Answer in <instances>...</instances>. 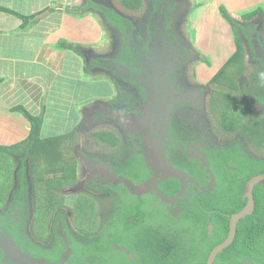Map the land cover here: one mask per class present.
Returning a JSON list of instances; mask_svg holds the SVG:
<instances>
[{
    "label": "trees",
    "instance_id": "1",
    "mask_svg": "<svg viewBox=\"0 0 264 264\" xmlns=\"http://www.w3.org/2000/svg\"><path fill=\"white\" fill-rule=\"evenodd\" d=\"M85 2H87L86 8L92 6L96 12L100 13L101 11L102 13V9L95 6L97 1L85 0ZM128 2L125 1L124 5L134 9V7H131L130 2ZM135 2L137 1L135 0ZM158 2L160 7H162L167 3V0H159ZM86 8L84 9L83 6H80L77 8H68L67 10L74 9L77 12L79 10L85 12ZM103 10L108 13L106 21L115 31L118 30L121 32L123 30V33L129 34L123 28L126 25V18L116 15V20H118L116 23L111 10L108 8H103ZM259 11L262 12L263 10ZM99 13L96 14L100 15ZM221 13L230 24L236 41L239 44H245L246 37L248 38L251 44V50L247 54L250 60L255 63L253 70L250 71L251 81L249 86L243 83L240 92L235 91L233 95L230 94L229 89L218 87V90L225 93L221 94L225 98L221 106V117H223L221 127L227 132L240 130L245 137H248L261 146L264 141V128L262 127L264 125V113L256 115L252 109L254 101H257L259 104H264V58L256 53L253 37L249 35L252 28L246 25V21H238L224 6H221ZM246 33L248 36H246ZM122 37L125 38L121 43V47L124 50L121 54L122 57H131L135 52L139 54L137 38L130 37L129 35H122ZM59 45L72 48L82 56L83 67L84 65L86 66L85 70L90 77L89 72L92 71L93 65L102 64L86 48H77L76 45L69 47V43L66 41H61ZM260 46L264 48L261 43ZM239 51L240 49L236 53ZM234 58H238V55L235 54L234 57H231L229 63ZM245 59H241L242 62L240 61L243 66H245L244 62L246 63ZM110 64L116 69H119L116 66V62ZM88 65H90V68ZM223 68L226 69V66ZM233 96H238L242 105L229 101V98L233 99ZM115 102L123 103L122 96L118 97V100ZM228 103L230 104L229 106L227 105ZM130 108L133 107L130 105ZM45 109L46 107H44L41 115L31 117V120L34 122L33 131L27 139L20 143L0 146V161L3 162V159L5 161L4 166H0V196H2V202H0V232L5 230L8 236L14 238L17 236L16 232L19 230L20 223L24 225L27 222L24 219L23 213L27 212L28 209V201L26 198L28 185L25 182V175L27 173L23 172L26 165H23L20 167L21 172H19L18 176L21 186L13 194V198L7 202L8 197L13 193L15 175L13 165L7 164L6 161L10 160L12 162L13 155H18L19 161L25 163L27 155L31 151L33 152L31 159L32 165L29 166L28 170L29 175L33 177L32 184L34 185V201L31 212H35L36 214L44 212L48 220L50 213L63 204V197L58 196L55 192V188L60 185L59 182L55 183L54 179L50 177L47 179L44 178L43 175L48 169L44 170L39 162L44 153H52V143L49 141H40L38 143L44 124ZM246 115H249L250 121L242 124L239 118ZM90 137L96 139V141H99L103 145L104 143L114 144L119 151L122 150L125 152V156L129 152V146L123 149L120 138L116 133L111 131L92 132L90 133ZM21 144L27 145L26 148H23L24 150L20 148ZM232 149L233 152L227 153L221 152L220 149L213 151L214 156L210 158L212 167H210L209 174L206 171V176L210 178L206 179V183L210 182L211 176L213 175L216 178V185L200 195H196V192L190 191L189 194L181 196L179 203L182 204L183 210L178 217L173 213L174 206L171 205L172 201L162 200L159 196H156L155 191L142 194L143 192L133 191L132 187L123 181H120L119 184H113L111 193L107 190L111 195L112 202L109 214L105 217L102 227L95 231L91 227L87 229L80 228L79 232L72 233L70 226L66 224V231L70 232L68 233V237L73 250L72 256L67 262H62L60 255L52 258V260L60 264H206L211 250L228 235L230 217L226 214L230 215L240 211L247 202V198L243 197V189L247 180L256 174L264 172L263 157L244 158L242 160L243 158L238 155L244 154V152L239 151L237 155L235 153V150L238 149L237 145H233ZM69 150L67 148L64 149L66 152ZM56 153L58 154V152ZM119 157L123 159V153ZM61 158L64 159L61 160L63 163H66L67 167L66 169L61 166V171L63 173H69V164L72 163L71 165H73L74 160L68 159V155H62ZM139 158L133 155L131 160L121 161L119 165L114 166L119 174L130 178L129 180L134 186L139 185L142 183V180L148 177L138 168L140 167L138 165L142 167L146 164L145 157ZM229 165H233L235 169L231 170ZM61 178L59 179L60 182L64 183V179L67 177ZM165 193L174 195L177 193V190L173 188L171 192ZM254 194L257 204L256 212L240 221L234 242L218 255L214 264H242L241 258L243 256L251 258L256 262L264 263V185H257ZM153 195L158 198L159 203L156 206L152 204L150 199ZM147 202L148 204L146 205ZM6 204L10 208V213L6 212L9 209L4 210ZM168 204L171 205L169 209L167 207ZM83 205L82 209H79L80 215L81 212L84 213L81 217L96 216V208L93 203L84 201ZM19 209H22V212H19ZM91 210L93 211L89 212ZM158 214L169 220H155ZM80 215L78 214V217ZM179 222L189 223L199 227V233L201 234L199 242L204 241L206 242L205 245L202 244L203 247L201 245L200 247L193 242L194 244L188 245L187 247L183 241V237L175 232L176 230L173 226L174 223ZM94 223H96L95 219ZM209 224L213 225L211 233H209L208 229ZM34 226L37 235L40 237L46 235L45 227L37 228L36 223ZM186 228L187 230L191 229L190 225ZM21 235L22 233H19L18 236ZM185 235L189 237L188 233ZM192 237L193 240L197 241L196 234H192ZM114 244H117V246H114ZM183 245L184 250L182 248ZM22 247L24 250L26 249V246L22 245ZM201 248L203 249L201 250ZM129 253H134L136 258H131ZM4 256L5 252L0 246V264H17L10 259H7V261L3 260Z\"/></svg>",
    "mask_w": 264,
    "mask_h": 264
},
{
    "label": "rangeland",
    "instance_id": "2",
    "mask_svg": "<svg viewBox=\"0 0 264 264\" xmlns=\"http://www.w3.org/2000/svg\"><path fill=\"white\" fill-rule=\"evenodd\" d=\"M95 1H97L95 6L101 8L102 13L101 11L100 13L96 12L92 6L86 8L87 2L82 5L84 9L86 8L85 12L79 10L78 13H84L81 14L84 23H92V19V21L100 24L102 29V35L100 37L101 40L99 39V41L91 46L86 45L85 43L76 44L77 48H86L87 50H91L90 52L93 53V57L101 61L102 64L99 66H93L94 70L89 72L93 78L88 76V73L85 70V65L81 69V66H83L82 62L80 63L81 66L79 67V70L76 68V64L78 65L76 61L79 59V56L77 57L75 55V51L71 49H66L68 52L66 62H68L67 65H72L73 67L66 66V71L64 73L62 71L60 75H56L47 69L42 71H38L41 69H34L37 70L36 72L41 73L44 77L53 76L54 78L55 83L50 81L51 93L49 94V100H56L61 96L60 93L54 89L58 86L61 87V93L67 98V102L59 101L50 107V111L46 114L43 129L41 130L40 140L38 143L40 141H49L52 143V153H44L41 161H39L44 170L48 169V171L44 173L43 177L47 179L48 177H53V174H60V172H62L60 168L61 166L67 169L66 163L62 162V160H64L61 158L62 155H68V159L70 160L75 157V161L78 160V169L75 170L74 161L73 165H71L72 163L69 164V173L66 172L64 174H76L77 177L72 180H67L68 182L64 183L55 181V183L59 182L60 184L55 189V192L58 196L63 197L64 205L62 204L61 207L55 208L52 213H50V220H47L44 212H39L37 214L35 212H31L33 208V201L31 200L30 205L27 207V212L23 213V216L26 221L30 222L27 228L32 236L36 235V230L32 228L35 223L37 228H41L42 226L46 227L50 221V224L53 225L52 228H54L56 227L54 222L59 220L62 223L67 222L66 224L71 226L72 232L73 230L79 232L80 228L87 229L89 227L95 231L104 224L105 217L109 214L112 200L109 196L110 194L104 195L103 192L106 193V191H101L102 186L104 185L103 180H107L108 183L111 184H117L118 182L112 183V180H115V174L111 171L107 164L99 160L102 158L103 152H106L105 148L102 147L103 144L96 141V139L91 138L89 133L105 130L114 131L117 135H119L121 142H123L125 132H127L125 128L128 129V134L130 136L134 135L135 130L129 126L128 116H126L129 114L127 111L130 106L127 108L124 104L127 103V94L131 97L132 93L138 92V88L136 86L138 83L135 84L134 82L139 81V78L134 79L133 76L130 75L136 72L135 67L137 69H141L140 74L147 75L145 80H149L151 82L153 81L155 83L162 81L161 79L166 73V80H169L170 88L174 89L175 92L179 94V98L176 100L178 101L177 104L182 103L181 100L184 99L182 96L191 97L187 106L189 110L191 108V119L195 121L198 119V110L203 112L202 116L206 119L208 117V121L204 124L206 125V130L216 127V122L221 119L219 114L222 112L221 106L223 104V99L225 98L221 96L224 92L218 90V87L227 88L229 89L230 94L234 95L235 91H241L243 83L244 85L247 84L249 86L251 81L250 71L253 70L255 63L250 60L247 51H245V44H242L243 46L239 44L236 41L235 35L232 37L234 41L233 44H235L237 50L240 49V51L235 53L238 55V58H234L230 61V63L229 59L224 65H217V67L215 65V67H213L212 64L214 62L210 61L212 54L209 53L207 55H203L198 49H195L193 42L195 43L197 32L195 28L193 29L192 22L190 20V12H192L194 8H197V5L194 4V0H167L165 5H161L162 7L159 5V0H136L137 2H135V0ZM125 1H129L131 7H134V9L124 5ZM193 5H195V7ZM67 6L73 7L74 5L68 4ZM103 8L111 10L116 23L118 21L116 20V15L122 17L127 16L131 19L130 21H132L134 27L133 34L137 38L138 47H140L139 51L142 52L141 55H143L145 59L144 61L146 62L145 64L147 65L140 64V61L142 60L140 58V53L138 54L135 52L131 57L121 58V54L123 52L121 43L124 40L120 38V32L118 30L115 31V29H113L106 21L108 13H106ZM96 13H99L100 15H97ZM260 24L262 26L259 28H263V30L261 29V35L258 40L264 42V22L262 21ZM60 49H63V47ZM71 51L74 53H71ZM72 54L75 55V59H72ZM235 54L231 57H234ZM82 55L84 58L83 52ZM202 57H204L203 60H201ZM241 59L247 60L246 63L244 62L245 66L241 63ZM110 62H116V66L120 68L116 69L114 66L110 65ZM61 64L63 65L62 61ZM131 64L136 65L133 66V70H130ZM224 66H226V69L223 68ZM88 67L90 68V65H88ZM171 74L174 75L171 76ZM204 74H206V79L202 77ZM138 77H140V75ZM105 79L109 82L102 81ZM145 80L139 81L138 85L140 87L143 86L146 90H148L151 82L144 83ZM227 81L229 82L228 84ZM157 90L155 86L149 89L148 95L151 105L152 103H155V97L158 93ZM103 93H105V97L110 94V98L114 97L115 101L118 100V97L122 96V101L123 99L125 100V103L123 104L124 106H121V104L117 106L112 105L113 107H111L109 105L110 99L106 100L104 96L103 100L94 98L88 102V104L90 103V106H88L87 103H84V107L81 108V111H85L83 113L81 123L82 127L78 129L73 126L70 132L66 130V132H62L57 135L52 134L53 130L57 129L56 125H58L59 121L61 124H72L73 118L69 116L74 115L73 108H76L79 105V103L75 104L71 102L72 97H75L76 99H83L82 97L90 98L91 96L95 97L97 94L102 95ZM132 96L136 98L137 94H132ZM162 96L164 97V92L162 93ZM173 99L174 98H172V101ZM146 101L139 107V103L133 107L136 113L138 112V108L145 105ZM229 101H232L234 104H242L238 96H233V99L229 98ZM20 104L25 105V113L30 112L34 114V116L38 115V113H42L36 108H33V105L29 104L28 101H21ZM227 105L229 106L230 104L228 103ZM231 108L233 107L231 106ZM177 109H180V107H177ZM149 114L150 111L148 110L146 114L143 116L141 115V118L139 117L138 119V123H141L142 120L147 124V120H143L142 118H145ZM58 115H60L64 121H61ZM48 134L52 135L47 136ZM212 134L214 136H218L220 133L215 131ZM214 136L211 135V137L215 138ZM77 141L79 144L77 143V150L75 152V142ZM134 143L137 142L134 141ZM26 146L27 145L25 144H21L20 148L23 149L26 148ZM193 147L197 148L195 145H193ZM66 148L71 151H64ZM56 152H58V154ZM52 155L53 157H51ZM96 160L98 161L95 162ZM4 163L5 161L3 159V162L0 161V166H4ZM12 163L14 167L15 181L18 182V188L21 184L18 180L19 172H21L19 168L26 165L23 170L24 173H27L25 175V182L27 183L28 188L30 190L32 189L33 192V177L29 175L27 168L30 166V162L23 163L18 161L16 168L14 161H12ZM77 171L78 173H76ZM68 178L70 179L69 176ZM18 188H15L13 193H15ZM10 199L11 197L9 196L7 202H9ZM84 201L94 204L97 213H95L96 216L81 217L84 213L81 212L80 215L79 209H82L84 206ZM0 202H2V196H0ZM147 204L148 202L146 205ZM7 206L8 205L6 204L4 210L9 209L6 212L10 213V208ZM92 211L93 210L89 212ZM78 214L80 217H78ZM94 219L96 220V223H94ZM155 220L166 221V218L158 214ZM51 232H53V229H51ZM57 233L59 234L58 229ZM68 233L70 232L65 231L63 236L69 239ZM2 244L3 242H0V245ZM192 244L194 243H188V241L185 243L187 247ZM202 249L203 248H201V250ZM4 251L5 256L10 257L5 249Z\"/></svg>",
    "mask_w": 264,
    "mask_h": 264
},
{
    "label": "crops",
    "instance_id": "3",
    "mask_svg": "<svg viewBox=\"0 0 264 264\" xmlns=\"http://www.w3.org/2000/svg\"><path fill=\"white\" fill-rule=\"evenodd\" d=\"M84 0H0V146L20 143L27 139L33 131L34 114L26 112L25 105L21 101H28L40 112L45 109V118L50 107L67 98L61 93V87L54 88L60 93L56 100H49L51 82L53 76L44 77L34 69L50 70L56 75L66 71V46L60 49V42H69V47L78 43L92 45L101 40L102 29L100 24L84 23L82 15L77 8ZM197 8L190 12V20L193 29L196 30V40L193 42L195 49L203 55L212 54L211 60L217 65H224L232 55L237 52L233 44L234 33L230 24L222 16L221 6H224L238 21H246V25L252 30L249 35L253 37L254 46L262 51L258 38L261 35L259 28L264 22V0H194ZM56 3V4H55ZM55 4V5H54ZM74 5L73 7L67 5ZM195 7V5H193ZM259 10H263L262 12ZM98 21L97 19H95ZM246 36L247 33H246ZM264 38V37H263ZM192 44V46H193ZM248 44L244 46L247 47ZM245 47V48H246ZM91 51V50H90ZM246 51L248 49L246 48ZM71 53H74L71 51ZM79 58L76 68L81 66L82 56L75 51ZM75 55H71L72 59ZM75 59V58H74ZM204 57L201 58L203 60ZM63 62V65L61 64ZM62 65V67H61ZM75 66V65H74ZM83 66H81L82 69ZM206 68V66H205ZM206 79V74L202 76ZM109 82L107 79L102 80ZM84 82V81H83ZM55 83V82H54ZM105 93L95 97H82L83 99L71 98V102L79 105L73 108L74 115L72 124L58 122L57 129L52 134L57 135L71 130L74 126L78 129L83 119V104L90 106V100L99 98L103 100ZM110 96L107 95L105 99ZM17 102V103H16ZM36 104V105H35ZM20 109V110H18ZM41 115L38 113L35 117ZM61 121L63 118L58 115ZM68 117V118H69ZM44 118V121H45ZM75 119V120H74ZM43 129V126H42ZM41 129V130H42ZM43 133V132H42ZM48 134L47 136H51ZM44 138V137H43ZM33 152L25 158V162L32 165ZM15 168L18 164V155L12 156ZM30 158V159H29ZM7 164L13 165L8 160ZM21 170V168H19ZM29 170V167H28Z\"/></svg>",
    "mask_w": 264,
    "mask_h": 264
},
{
    "label": "flooded vegetation",
    "instance_id": "4",
    "mask_svg": "<svg viewBox=\"0 0 264 264\" xmlns=\"http://www.w3.org/2000/svg\"><path fill=\"white\" fill-rule=\"evenodd\" d=\"M84 2H85V0L83 1L82 5H84ZM123 17L128 19V20H125L126 25L123 28L129 33L128 34L129 36L135 37V35L133 34V31H134L133 30V28H134L133 23H132V21H130L131 19L127 16H123ZM119 34H120V38L123 40L125 38H123L122 35L128 36L127 34L123 33V30H121V32ZM137 43H138V41H137ZM245 44H248L246 48L248 49L247 53L249 54V52L251 50L250 49L251 44L249 43V40L247 37H246ZM254 47L256 49V46H254ZM137 48H138V50L140 49V47H138V44H137ZM246 48H245V51H246ZM122 51H124L123 47H122ZM262 52H264V51H262ZM139 53H140V58L143 60V61L142 60L140 61V64L144 65L146 63L144 61L145 59H144L143 55H141L142 52L139 51ZM256 53H257V51H256ZM121 57H122V55H121ZM99 65L94 64L93 66H99ZM134 65L135 64L130 65V70H133ZM145 65H147V64H145ZM120 66H121V64H120ZM92 70H94V68ZM135 70H136V72L130 74L133 76L134 79L139 78V81H141V80H145L147 78V75L140 74L141 69H137L135 67ZM126 71H128V70H126ZM139 75H140V77H138ZM167 75H169V74H167ZM173 75L174 74H171V76H173ZM166 77L167 76L165 73V76H163L161 79L162 81H159L156 83L153 81L151 82L149 80H145L144 83L151 82V84L148 87V90H146L143 86L140 87L138 85L139 81H135L134 82L135 84L138 83V84H136V86L138 88V92L132 93V94H134V95L137 94V97L134 98L132 96V94L130 97L129 94H127L128 96H126V100H127L126 104H124L125 103L124 99H123V103L115 102L114 101L115 98L114 97L110 98V96H109V98L106 99V100L110 99L109 105L111 107L122 104L121 106L125 105L127 108L130 105L132 107H135V105H137L138 103H139L138 104V107H139V106H141L142 103H144L146 100L147 101H146L144 106H142L141 108H138L137 113L135 112V110L133 108H129L128 111L126 110L127 112H129V114L126 115V116H128L129 126L133 130H135L134 135L130 136L128 134V129L125 128L127 132H125L123 142H120L123 149L125 147L129 146V152L127 153V155L125 156L124 151H122V150L119 151L115 147L114 144L104 143V145L102 147L105 148L106 152H103L102 158L99 160H101L103 163L107 164L108 167L111 169V171L115 174V176H114L115 180H112V183L118 182L117 184H119L120 181H123L124 183H127L128 186L132 187V190L135 192L138 191L137 187L142 185V188H143L141 191V192H143L142 194L152 193L153 191H155L157 194L156 196H159L162 200H165V201L169 200V199L163 198L160 193H163L166 197L176 198V200H169V201H172L171 205L174 206L173 213L175 214V216L178 217L180 215L181 211L183 210L182 204L179 203V199L181 196H183L185 194H189L190 191H194V192H196V195H200L201 193L206 192V190H208L209 188L214 187L216 185V178L213 175L211 176L210 182L206 183V179L210 178L209 176H206V171L209 174L210 167H212V165H211L212 161L210 158H213V156H214L213 151L215 149H220V151L223 153L233 152V149H232L233 145H237L238 149L235 150V153L238 155L237 152H239V151L244 152V154L242 153L241 155H238L241 158H243L242 160H244V158H247V159L258 158L259 156L264 158V141L262 142L261 146H259L255 141L249 139L248 137H245L241 133L240 130H236L233 132L225 131L221 127V120L223 119V117H221V119L218 122H216L217 123L216 127H212L209 130H206V125H204V124H206V121H208V117L206 119L204 116H202L203 112L198 110V112H197L198 113V115H197L198 119L196 118L197 119L196 121L191 119V108H190V110H189V108H187L189 100L191 99V97L182 96L184 99L181 101L184 104H182V103L177 104L178 101H176V100H178L179 94L175 93V91H174L175 95L173 97H168L167 95H165L164 97H161L160 101H158L156 99L155 103H152V105H151L150 104V98L148 95L149 89L153 88L154 86L156 87V90L161 89V88H167L168 86H170L169 80L168 79L166 80ZM141 94H142V96H141ZM155 94H156V91H155ZM172 98H174L173 101H172ZM260 105L264 107V104H260ZM177 107H180V109H177ZM148 110L150 111V114L147 115L145 118H142L143 120H147L148 123L146 124L142 120H141V123H138L139 117L141 115L143 116L144 114H146V112ZM252 111L256 115L264 113V109H262L261 111H257L255 109V104L253 106ZM84 112L85 111H83V113ZM249 112H250V110H249ZM219 115L222 116V113H220ZM239 119H240L242 124L248 123L250 121L249 115H246L244 117L241 116ZM255 126H257V125H255ZM80 127H82V124H80ZM262 127L264 128V125ZM215 131H218L220 134L218 136H214L212 133ZM111 132L115 133L114 131H111ZM89 135H90V133H89ZM211 135L214 136L215 138L211 137ZM118 137H119V135H118ZM133 140L137 143H134ZM77 143L79 144V142L78 141L75 142V152L77 150ZM193 145H195L197 148L193 147ZM122 147H121V149H122ZM127 151H128V149H127ZM121 153H123V159L121 157H119ZM133 155L138 156V158L139 157L140 158L145 157V160H146V164L142 167H141V165H138V166H140L138 168H140L141 171L144 173V175L146 177L147 176L148 177H147V179L142 180V183H140L137 186L136 185L134 186V184L130 182V180H129L130 178H128L127 176H124L123 174H119L114 167V166L119 165L121 161L131 160ZM154 157L157 160H159L160 158H163L164 160L161 163H159L158 166H156L153 163ZM73 159L75 161V157H73ZM97 161L98 160H96L95 162H97ZM163 162H164V164L161 165ZM229 168L231 170L235 169V167L233 165H229ZM76 169H78V160L75 161V170ZM171 169L176 170V172H178L180 174L175 175ZM76 173H78V171ZM65 176L67 177L66 179H64L65 182H68L67 180H72V179L77 177L76 174L71 175V174H64L63 172H60V174L59 173L53 174V177H51V178H53L54 181L60 182L59 179H62L61 177H65ZM68 176L70 177V179L68 178ZM251 178H249L247 180V183ZM103 182H104V185L102 186L103 190L101 189V191H106V193L103 192L104 195L105 194L109 195V193H111V189L113 187L111 185H113V184L108 183L107 180H103ZM129 182L132 185H129ZM247 183L245 184L244 189H243V197L244 198H247V197H245V187H246ZM260 184L264 185V182H262ZM17 186H18V182L15 181L14 186H13V192L15 191V188H18ZM20 186H21V184H20ZM256 186H255V188H256ZM93 187H95V186H93ZM96 187H99V186H96ZM173 188H174V190L175 189L177 190L176 194L169 195V194L165 193V192H171ZM255 188H254V193H255ZM28 189L29 188H27V190ZM107 190L109 191V193L107 192ZM33 191H34V189H33ZM33 193L34 192H32V189L31 190L29 189L27 191L26 198L28 201V206L30 205L31 200L34 201ZM13 194L14 193H12L10 196L11 199L13 198ZM109 196L111 197V195H109ZM156 196L153 195L150 198L152 204L155 206L159 203L158 198ZM254 197H255V194H254ZM247 203H248V198H247L246 204ZM246 204L244 205V207L246 206ZM171 205L170 204L167 205L168 209L171 208ZM256 210H257V204H256V199H255V208H254L253 213L250 215H253L254 212H256ZM18 211L22 212V209H19ZM235 213H237V212H235ZM235 213H233V214H235ZM233 214H230V215L226 214L230 217V222H231V217ZM247 216H249V215H247ZM247 216H245V217H247ZM244 218H242V219H244ZM48 220H50V218H48ZM166 220H168V219H166ZM240 221H239V223H240ZM29 223L30 222H28V221L24 225L22 223H20L19 230L16 232L17 236L15 238L8 236L6 234L5 230L1 231L0 232V242H2L4 240V238L5 239L11 238L15 242L17 247L22 252L26 253L29 256V258L35 259L38 262V264H60V263H57L56 261L52 260V258H56V256H58V255H60V260L62 262H67L70 260V257L72 256V253H73V250L70 246V239L65 238L63 236V233L67 229V226H66L67 222H65V224H64L61 221L57 220L54 222L56 227L52 228L53 225L50 224V221H49L47 226L45 227L46 235L41 236V237L39 235H37V233L35 236H32L29 233L28 228H27ZM239 223H238V226H239ZM189 225H190L191 229L187 230L186 227ZM173 226L176 230L175 232L183 237V241L185 243H186V241H188V243L194 242L197 245L199 244V246H200V244L205 245L206 242H204V241H202L203 243L199 242V237L201 235L199 233L200 232V230L198 229L199 227H197L193 224L184 223V222L183 223L182 222L181 223L180 222L174 223ZM34 227L35 226H32V228L35 230ZM51 229H53V232H51ZM57 229H58L59 234L57 233ZM208 229H209V233H211L210 232V224L208 226ZM63 230H64V232H63ZM70 230H72L71 226H70ZM229 230H230V224H229ZM75 232L76 231L73 230L72 233H75ZM237 232H238V228H237ZM19 233H22V235L18 236ZM186 233L189 234V237H188V235H185ZM192 234L197 235V238H196L197 241L193 240ZM228 234H229V232H228ZM58 237H59V239H58ZM22 245L26 246L25 250L22 247ZM0 246L4 250L3 246L2 245H0ZM114 246H117V244H114ZM183 247H184V245L182 246V248ZM183 250H184V248H183ZM129 255L133 259L136 258V255L134 253H129ZM131 255H134V257H132ZM7 259L12 260L10 257L4 256L3 260L7 261ZM241 259H242V261H241L242 264H264L263 262H256V261L252 260L251 258L244 257V256ZM13 262H15V261H13ZM73 264H75V263H73Z\"/></svg>",
    "mask_w": 264,
    "mask_h": 264
},
{
    "label": "water",
    "instance_id": "5",
    "mask_svg": "<svg viewBox=\"0 0 264 264\" xmlns=\"http://www.w3.org/2000/svg\"><path fill=\"white\" fill-rule=\"evenodd\" d=\"M256 51L259 56L264 58V52H262L258 47H256ZM174 91L175 90L170 88V86H168L167 88L158 89L157 90L158 93L155 97V100L157 99L158 101H160L161 97H163L162 96L163 92H164V96L167 95L168 97H173L176 93V92L174 93ZM254 104H255V109L257 111H261L262 109H264V107L258 104L256 101H254ZM163 160H164L163 158H160L159 160H157L154 157L153 163L154 165L158 166V164L161 163ZM163 164L164 162L161 165ZM171 170L174 172L175 175L180 174L176 172V170H173V169ZM262 182H264V172L254 175L248 181L245 187V197L248 198V203L241 211L232 215L231 222H230V230H229V234L227 238L221 243L217 244L212 249L207 259L206 264H214L218 255L234 242L236 235H237V228H238L239 221L245 216L252 214L254 211V208H255L254 188L256 185ZM129 185H132V184L129 182ZM137 189L139 192H141L143 188L142 186H139L137 187ZM160 194L165 199L176 200V198L174 197H166L163 193H160ZM212 228H213V225L210 224V232ZM2 242H3L2 246H4V249L6 250L7 254L16 263L18 264H38V262L35 259L29 258V256L26 253L22 252L11 238L4 239ZM131 256L134 257V255H131Z\"/></svg>",
    "mask_w": 264,
    "mask_h": 264
}]
</instances>
